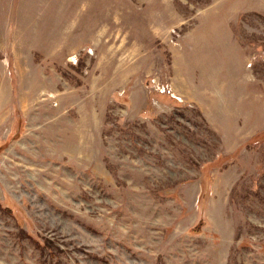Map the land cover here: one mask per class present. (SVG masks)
<instances>
[{"label": "rangeland", "instance_id": "374dc122", "mask_svg": "<svg viewBox=\"0 0 264 264\" xmlns=\"http://www.w3.org/2000/svg\"><path fill=\"white\" fill-rule=\"evenodd\" d=\"M0 264H264V0H0Z\"/></svg>", "mask_w": 264, "mask_h": 264}]
</instances>
